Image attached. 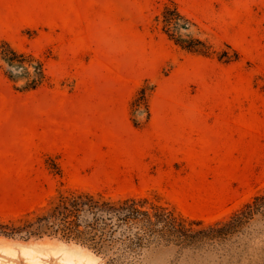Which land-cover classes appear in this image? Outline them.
<instances>
[{
  "label": "rangeland",
  "instance_id": "obj_1",
  "mask_svg": "<svg viewBox=\"0 0 264 264\" xmlns=\"http://www.w3.org/2000/svg\"><path fill=\"white\" fill-rule=\"evenodd\" d=\"M165 5L209 54L170 40ZM0 39L46 72L20 91L0 62V221L80 188L161 198L208 225L264 193V0H0ZM5 239L16 253L0 249V264H106L58 237ZM46 239L96 258L46 250L33 261L17 245ZM138 260L264 264V204L229 235L158 239Z\"/></svg>",
  "mask_w": 264,
  "mask_h": 264
},
{
  "label": "trees",
  "instance_id": "obj_2",
  "mask_svg": "<svg viewBox=\"0 0 264 264\" xmlns=\"http://www.w3.org/2000/svg\"><path fill=\"white\" fill-rule=\"evenodd\" d=\"M162 17L170 40L194 53H210L211 46L205 41L179 33L181 28L187 29L194 24L177 7L165 5ZM0 62L6 67V78L17 90H35L46 79L40 59L15 49L5 39H0ZM17 82L20 84L16 85ZM145 90V87L140 89L139 97L132 104L144 103ZM263 204L264 193L240 205L229 220L207 225L202 220L187 218L161 198L112 197L100 191L67 188L38 210L1 220L0 235L23 241L58 237L83 245L106 264H140L138 254L144 245L158 239L190 244L202 236L229 235L238 230L243 220L251 219Z\"/></svg>",
  "mask_w": 264,
  "mask_h": 264
},
{
  "label": "bare ground",
  "instance_id": "obj_3",
  "mask_svg": "<svg viewBox=\"0 0 264 264\" xmlns=\"http://www.w3.org/2000/svg\"><path fill=\"white\" fill-rule=\"evenodd\" d=\"M0 239L2 240V242L0 241V249L2 252H7L10 254H15L14 253V247L13 244L11 243V241H9L8 239H5L3 237L0 236ZM72 244V243H70ZM75 244V243H74ZM17 245H20V249H21V253L25 256H29L31 260L35 261H39L37 258L36 259V254L41 252V251H45L46 250H52L55 252H62V255L64 257H66L65 259H69L73 256H76L78 259L80 258H84V259H94L96 257L92 256L89 252L83 250V248L81 246H79V244H75L73 246H68L66 244H64L62 241H58V240H50V239H46L45 241H37V242H30L27 244H22V243H18ZM80 261V260H79ZM37 263V262H36ZM4 264V263H2Z\"/></svg>",
  "mask_w": 264,
  "mask_h": 264
}]
</instances>
